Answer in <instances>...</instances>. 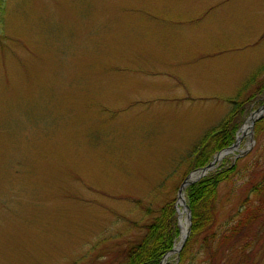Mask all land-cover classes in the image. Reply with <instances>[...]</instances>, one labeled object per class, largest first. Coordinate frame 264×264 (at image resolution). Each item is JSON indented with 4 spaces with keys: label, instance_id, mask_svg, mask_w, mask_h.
<instances>
[{
    "label": "rangeland",
    "instance_id": "rangeland-1",
    "mask_svg": "<svg viewBox=\"0 0 264 264\" xmlns=\"http://www.w3.org/2000/svg\"><path fill=\"white\" fill-rule=\"evenodd\" d=\"M263 63L264 0H4L0 264H117L172 199L177 250L185 159ZM261 105L207 171L239 170L220 186V224L244 202L254 215L211 264H264V112L243 130ZM199 242L162 262L207 264Z\"/></svg>",
    "mask_w": 264,
    "mask_h": 264
},
{
    "label": "trees",
    "instance_id": "trees-1",
    "mask_svg": "<svg viewBox=\"0 0 264 264\" xmlns=\"http://www.w3.org/2000/svg\"><path fill=\"white\" fill-rule=\"evenodd\" d=\"M3 5L4 0H0V12H3ZM262 78H264V63L255 70L246 84L242 85L234 99L227 100L230 108L225 117L216 127L205 133L200 143L186 157L185 164H188V169L183 174L184 177L190 171L206 166L216 153L234 142L235 134L247 117L250 106L253 105L254 108L263 103ZM263 128L264 118L256 124L255 133L259 134ZM225 163L227 164V161L222 162L221 167L226 170L210 172L185 188V200L191 211V224L188 238L180 250L182 259L180 263L189 260V256L191 258L192 248L196 241L200 240L197 246L208 254L207 264H211L220 249L227 247L223 250L227 252L228 247L234 245L236 237L242 234L241 228L253 222V212L246 207L245 202L240 207L242 210L238 211L239 219L236 222L226 221L225 224L219 222L220 186L234 179L239 172L235 165L230 167L225 166ZM253 188L264 193V174L261 181ZM256 211L260 209L256 207ZM146 212L150 214L152 211L147 209ZM176 214L174 199L164 203L156 211L153 222L145 226V231L139 240L119 253L120 260L117 264H160L163 257L172 250L179 236ZM238 251L242 254V248ZM188 263L189 261L184 264Z\"/></svg>",
    "mask_w": 264,
    "mask_h": 264
},
{
    "label": "water",
    "instance_id": "water-1",
    "mask_svg": "<svg viewBox=\"0 0 264 264\" xmlns=\"http://www.w3.org/2000/svg\"><path fill=\"white\" fill-rule=\"evenodd\" d=\"M264 109V104L259 108L257 109L252 115H251V118H250V121H251V125L248 127V128H251L253 122H254V117H259L261 115V110ZM244 133V132H243ZM229 149H231V147H229ZM229 149H225L223 150L222 152L218 153L213 161L211 163H209L207 166L201 168V169H198L196 170L194 173L188 175L184 180L183 182L181 183L180 187H179V190H178V198L182 200V206L184 208V211L187 212V219H190V211L188 209V206L183 198V191H184V188L193 183L194 181L198 180L200 177H202L203 175L206 174V172L210 169H212V167L214 166V163L216 161H218L220 159V157H222L224 154H226L228 152ZM180 224V223H179ZM181 227V226H180ZM188 230L186 229L185 232H181V239H182V243L181 245H179V247L177 248V250H174L172 249L171 252L173 251H178L182 246H183V242L185 241V239L187 238V235H188ZM162 263V262H161ZM160 263V264H161Z\"/></svg>",
    "mask_w": 264,
    "mask_h": 264
},
{
    "label": "crops",
    "instance_id": "crops-1",
    "mask_svg": "<svg viewBox=\"0 0 264 264\" xmlns=\"http://www.w3.org/2000/svg\"><path fill=\"white\" fill-rule=\"evenodd\" d=\"M199 45V44H198ZM202 45H199V51H198V55H202V56H205L206 54H204L203 52H202ZM207 48H209L208 46H207ZM179 60H180V58H179ZM178 60V61H179ZM213 61H214V58L212 59ZM207 60H203L202 61V63H201V65L196 69V76H195V78H196V82H197V84L200 86V88L202 87V84H203V79L200 77V76H197V75H201L202 73H203V69H204V67L202 66L205 62H206ZM214 63H215V61H214ZM213 63V64H214ZM212 64V65H213ZM211 65V66H212ZM210 66V67H211ZM234 78H235V75L233 76V78H231V79H227L226 81H225V83H224V85L222 86V89H227V90H229V89H235V83L233 84V81H234ZM189 90V89H188Z\"/></svg>",
    "mask_w": 264,
    "mask_h": 264
},
{
    "label": "bare ground",
    "instance_id": "bare-ground-1",
    "mask_svg": "<svg viewBox=\"0 0 264 264\" xmlns=\"http://www.w3.org/2000/svg\"><path fill=\"white\" fill-rule=\"evenodd\" d=\"M262 112H264V109H263ZM249 125H250V122H249V124H247V126L244 127L243 130H245ZM179 203H180V204L182 203V200H181V199L179 200ZM176 211H177V215H179V214L181 215V212H179V211H180L179 209H177ZM178 218H179V216H178ZM179 221H180V219H179ZM186 224H187L186 222L183 223V222L180 221L181 229H182L183 232H185V230H186V228H187ZM175 247H176V246H175ZM162 264H164V262H162Z\"/></svg>",
    "mask_w": 264,
    "mask_h": 264
}]
</instances>
